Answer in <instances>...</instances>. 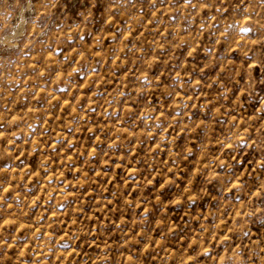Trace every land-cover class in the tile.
<instances>
[{"label":"rangeland","instance_id":"1","mask_svg":"<svg viewBox=\"0 0 264 264\" xmlns=\"http://www.w3.org/2000/svg\"><path fill=\"white\" fill-rule=\"evenodd\" d=\"M0 264H264V0H0Z\"/></svg>","mask_w":264,"mask_h":264},{"label":"bare ground","instance_id":"2","mask_svg":"<svg viewBox=\"0 0 264 264\" xmlns=\"http://www.w3.org/2000/svg\"><path fill=\"white\" fill-rule=\"evenodd\" d=\"M21 17V16H20ZM5 39H8V37H6Z\"/></svg>","mask_w":264,"mask_h":264}]
</instances>
